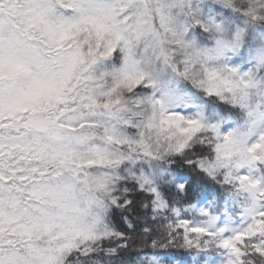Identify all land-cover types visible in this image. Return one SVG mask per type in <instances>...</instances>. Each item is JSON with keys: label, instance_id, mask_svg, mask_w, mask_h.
<instances>
[{"label": "snow or ice", "instance_id": "1", "mask_svg": "<svg viewBox=\"0 0 264 264\" xmlns=\"http://www.w3.org/2000/svg\"><path fill=\"white\" fill-rule=\"evenodd\" d=\"M177 164L234 210L181 216ZM130 247L264 264V0H0V264Z\"/></svg>", "mask_w": 264, "mask_h": 264}, {"label": "trees", "instance_id": "2", "mask_svg": "<svg viewBox=\"0 0 264 264\" xmlns=\"http://www.w3.org/2000/svg\"><path fill=\"white\" fill-rule=\"evenodd\" d=\"M176 168L179 175L186 176L191 181L188 190V198L191 200L192 205H197L201 198H206L211 205H217L218 208L222 205V202L224 201L223 190L218 185L212 184L206 177H202L196 172L182 167L179 164L176 165ZM198 193L200 195L196 196ZM172 195H175V193H172ZM193 196H196V198L192 199ZM145 215L146 213L142 212L139 208L124 213L123 215L117 210L110 217V222L116 229L123 231L128 235L137 236L145 225ZM181 216L196 218V211L191 207H181ZM126 220L134 225V231L128 228V224L125 222ZM177 251L178 250L175 249L154 250L150 248H145L141 251L137 248L130 247L127 251L121 252L119 256L124 258L126 262H130L136 260L137 257L144 258L155 254L161 261H163V264H180V262L181 264H191V260L196 259L195 255L188 256L185 254L183 258L178 257V259H180L179 261L174 258ZM201 260H203V257H201Z\"/></svg>", "mask_w": 264, "mask_h": 264}, {"label": "rangeland", "instance_id": "3", "mask_svg": "<svg viewBox=\"0 0 264 264\" xmlns=\"http://www.w3.org/2000/svg\"><path fill=\"white\" fill-rule=\"evenodd\" d=\"M184 111L185 112H187V113H191L192 111H193V109H184ZM209 206H211L212 207V210L213 211H215V212H217L218 214H220V215H225V214H227V213H230L231 211H233L234 210V208H235V206L234 205H232L230 202L226 205L225 203H224V201L222 202V205L218 208L217 207V205H211L208 201H207V199L206 198H201L200 200H199V202H198V204L197 205H193L191 208L194 210V211H198L199 210V208H201V207H209Z\"/></svg>", "mask_w": 264, "mask_h": 264}]
</instances>
